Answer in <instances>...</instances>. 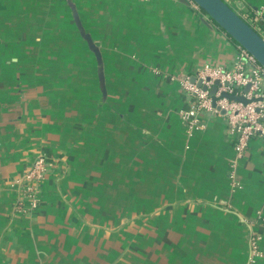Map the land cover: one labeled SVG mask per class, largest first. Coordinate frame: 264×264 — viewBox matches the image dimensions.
I'll return each mask as SVG.
<instances>
[{"label":"crops","instance_id":"0c3cea01","mask_svg":"<svg viewBox=\"0 0 264 264\" xmlns=\"http://www.w3.org/2000/svg\"><path fill=\"white\" fill-rule=\"evenodd\" d=\"M224 1L264 38V0ZM236 52L191 0H0V264H247L249 228L264 264V139L232 188L224 118L187 133L171 78ZM38 153L39 204L18 212Z\"/></svg>","mask_w":264,"mask_h":264},{"label":"built area","instance_id":"2783aa9c","mask_svg":"<svg viewBox=\"0 0 264 264\" xmlns=\"http://www.w3.org/2000/svg\"><path fill=\"white\" fill-rule=\"evenodd\" d=\"M261 11L264 12V8ZM190 76H193V81L189 80ZM171 78L177 80L181 90L191 98L189 106L179 112L187 133L202 127L198 119L200 113L208 112L224 118L227 133L233 139L228 177L232 188L238 186L234 170L237 161L243 156L248 141L253 136L264 139V68L248 52L237 46L236 58L229 68L202 64L190 75ZM214 81L215 89L211 95L208 90ZM245 85H248V88L243 91ZM221 93L241 96L248 101L242 103L227 99L222 97ZM211 96L214 98L213 105ZM48 168L46 156L38 153L30 166L14 180L17 189L14 208L18 212H29L37 207L40 200L38 186ZM258 220L260 224L264 223V218L260 215ZM247 237V264H251L262 256L259 247L261 235L249 228Z\"/></svg>","mask_w":264,"mask_h":264},{"label":"water","instance_id":"95a60500","mask_svg":"<svg viewBox=\"0 0 264 264\" xmlns=\"http://www.w3.org/2000/svg\"><path fill=\"white\" fill-rule=\"evenodd\" d=\"M198 6L205 14L220 27L236 44L248 52L252 58L264 68V38L258 34L243 18H241L224 0H191ZM84 38L89 43V38L84 35ZM91 46V45H90ZM93 53L97 56V49L92 47ZM193 81V76L189 77ZM199 84V81H197ZM216 82L209 88V93H214ZM248 85L243 87L246 91ZM222 97L234 101L246 103L248 100L241 96L229 95L225 93L220 94ZM213 96H211V103L213 105Z\"/></svg>","mask_w":264,"mask_h":264},{"label":"trees","instance_id":"16d2710c","mask_svg":"<svg viewBox=\"0 0 264 264\" xmlns=\"http://www.w3.org/2000/svg\"><path fill=\"white\" fill-rule=\"evenodd\" d=\"M246 21V20H245ZM247 22V21H246ZM250 26H252V20H250V21H248L247 22ZM47 158V157H46ZM47 160H49L48 158H47Z\"/></svg>","mask_w":264,"mask_h":264},{"label":"rangeland","instance_id":"374dc122","mask_svg":"<svg viewBox=\"0 0 264 264\" xmlns=\"http://www.w3.org/2000/svg\"><path fill=\"white\" fill-rule=\"evenodd\" d=\"M134 219H135V218H132V217H131V218H129V221H130V222H133Z\"/></svg>","mask_w":264,"mask_h":264}]
</instances>
